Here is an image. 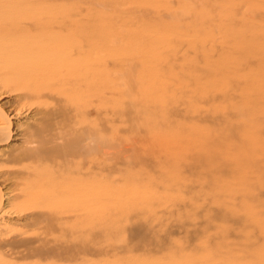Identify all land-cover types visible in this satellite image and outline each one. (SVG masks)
<instances>
[{"label":"rangeland","instance_id":"rangeland-1","mask_svg":"<svg viewBox=\"0 0 264 264\" xmlns=\"http://www.w3.org/2000/svg\"><path fill=\"white\" fill-rule=\"evenodd\" d=\"M53 15L112 40V202L95 224L108 255L82 264H264V0H0V22ZM16 98L0 94L4 203L27 164L9 152L39 117L10 113ZM31 221L0 217L5 257Z\"/></svg>","mask_w":264,"mask_h":264},{"label":"bare ground","instance_id":"bare-ground-1","mask_svg":"<svg viewBox=\"0 0 264 264\" xmlns=\"http://www.w3.org/2000/svg\"><path fill=\"white\" fill-rule=\"evenodd\" d=\"M48 18L34 27L0 22V94L16 95L15 117L39 116L9 152L11 161L27 162L15 200L4 203L0 192V217L32 221L15 231L19 241L7 242L20 251L15 257L0 244V264H82L108 255L95 224L112 202V40L72 15ZM18 36L28 42L15 45ZM7 112L0 108V144L12 140Z\"/></svg>","mask_w":264,"mask_h":264}]
</instances>
